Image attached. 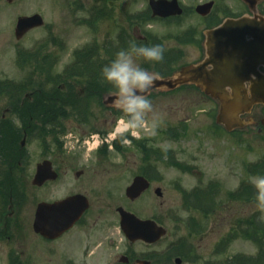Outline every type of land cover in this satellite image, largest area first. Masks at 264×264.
<instances>
[{"label": "flooded vegetation", "instance_id": "obj_1", "mask_svg": "<svg viewBox=\"0 0 264 264\" xmlns=\"http://www.w3.org/2000/svg\"><path fill=\"white\" fill-rule=\"evenodd\" d=\"M0 1V6L8 10L11 7L25 6L23 0ZM35 1L34 6L39 8V12L35 13L41 16L44 26H50L53 42L59 39L64 43L68 33L74 30L73 24L82 25L87 29L86 33L94 24L105 48L102 47L99 51L100 59L103 60L99 62V66H95L98 61L86 55L85 59L72 60V66L61 63L60 67H56L57 54L59 55L57 47L49 53L45 51L46 46H41L35 55L34 77L37 81L31 85L35 87L37 97L24 95L23 98L6 99V107L1 109L0 262L185 264L182 256L170 259L168 253H164L169 245L163 250L159 249L169 238L161 222L169 219L167 210L162 209L158 218L139 214V200L150 194L157 197L160 206L164 207V191L158 186L164 176L159 169L143 159L141 165L133 163L136 166L135 171L113 169L128 166V162L107 163V155L111 152L124 153L125 144L136 147V150L144 154L149 155V152L132 132L131 135L127 132L114 138L109 134L117 117L122 116V113L113 104L103 101L106 94H102L101 89L106 81L102 77L101 69L109 63L108 60L114 58L117 51L127 48L129 42L135 41L138 45L159 44L164 48L162 62L152 64L144 61L141 66L156 72L159 78L168 77L184 66L204 60L205 31L218 27L226 18L251 16L254 11L257 15H264L260 9L264 0H255L251 7L237 0L241 8L235 12L226 11L222 18L218 13L220 0ZM222 1L225 4L227 0ZM187 13L201 21L199 27H188L185 23L182 27L186 29L180 32L181 35L162 34L166 27L161 28L160 24H171ZM46 19L50 21L49 24H45ZM110 28H114L113 34H108ZM151 28L156 31L152 33ZM246 38V41L251 40ZM79 54L76 53L75 56ZM54 68H58L59 72H54ZM246 70H255L257 74L264 75V65H256L255 59L248 64ZM251 76L256 77L254 74ZM96 82L101 84V88L95 89ZM249 85V82H245L246 87ZM178 91H191V104L214 102L213 106L217 105L192 84L172 91L154 89L150 91L148 98L156 106L153 99L155 95L164 98ZM93 96L98 97L92 98ZM4 104L5 102L1 105ZM73 130L79 133L81 139L80 142L77 140V151L68 139ZM90 134H94L93 138L102 139L103 146L100 149L94 150L86 146L89 141L84 138L90 137ZM85 149L86 153L83 151ZM36 174L38 178L32 183ZM114 177L119 183L125 177L130 179L124 194L129 204L136 207L131 209L121 204L111 210L107 207L106 198L103 196L108 192L111 195L113 191L107 190L106 182L107 178ZM135 179H140L136 195L129 197L126 194L127 188ZM157 188L160 190L156 191ZM75 197L77 199L71 201ZM243 202L248 204L247 207L236 208L240 201H234L232 204L236 207H228L229 216L248 218L251 215L248 214L250 202ZM52 205L54 207L50 208ZM85 205L86 208L83 209ZM120 208L140 219L153 221L165 229V235L155 243L130 239L120 225ZM146 209L143 207L144 214ZM37 211L41 229L34 231L33 222Z\"/></svg>", "mask_w": 264, "mask_h": 264}, {"label": "rangeland", "instance_id": "obj_2", "mask_svg": "<svg viewBox=\"0 0 264 264\" xmlns=\"http://www.w3.org/2000/svg\"><path fill=\"white\" fill-rule=\"evenodd\" d=\"M23 2L25 6L11 7L9 10L0 6V101H2L0 102V114L1 109L6 107V99L23 98L24 95L31 98L37 97L35 87L31 86L37 81L34 77L36 71L33 68L31 74L28 72L31 67L20 66L21 52L34 51L40 44H44L46 46L45 51L49 53L57 47L59 55L57 54L56 67H60L61 63L72 66L74 63L72 60L85 59L86 55L92 57L94 61H98L95 66H99V62L103 61L100 59L99 51L104 47V42L101 41L99 30L94 24L89 27L88 34L85 32L87 29H84L82 25L72 23L74 30L68 33L64 43L59 39L44 43L43 41L47 40L45 39V27L33 29L23 39L16 41L14 27L17 17L39 12V8L34 6L35 0H23ZM1 4L2 1H0ZM240 8L241 5L237 0H227L225 4L220 0L218 13L222 18L224 17L223 14L227 13L226 11L235 12ZM260 9L264 14V2ZM47 18L49 19V16ZM196 18L187 13L171 24L167 22L160 24L161 28L166 27L162 34L181 35L180 32L186 29L182 27L185 23V26L188 27H199L201 21ZM48 19H46L45 24L50 23ZM155 31V28H151L152 33ZM111 33H114V28L108 30V34ZM83 45L86 47L79 49ZM87 45H91V47L89 48ZM76 53L80 54L76 57ZM58 70V68H54V72H59ZM53 76L57 77L56 75ZM94 85L96 88L91 86L95 89L101 88L99 82ZM101 91L102 94H107L103 96L105 102H107L108 95L116 92L108 82L103 84ZM192 94L191 91H178L175 94L166 95L167 97L164 98L155 95L156 97L153 99L156 106L154 107L165 114L163 122L156 129L154 136L142 134L137 139L142 142L141 144H144L142 146L146 147L149 155L136 150V147L125 144L124 153L111 152L107 155V163L125 164L128 162V166L113 169L115 171L119 169L130 171L133 169L135 171L136 166L133 163L141 165V162L148 161L154 164L164 176V180L158 184L164 191V207L160 206V200L157 197L150 194L147 195L149 198L144 197L139 200L138 208H142L141 213H139L140 216L153 215L156 218L159 217L158 213L162 209L167 210L169 219L161 222L168 232L169 239L168 242L165 241L164 244H161L159 249L163 250L166 245H169L164 253H168L170 259L182 256L185 264H242L239 257L244 256L245 260L250 257L258 261L253 264H264V260L257 258L261 253H264V241L247 239L242 235L227 232L229 230L236 232L238 229L234 224L237 217L228 216V207H232V203L237 200L240 203L237 207L233 205L236 208L247 207L248 205L242 201L245 200L243 195H247L244 192L247 185H242L244 181L240 182V180L250 179V184L252 183L250 190L260 191L257 188V178L264 177V129L259 131L260 128L254 126L227 134L214 123V109L216 107L213 105L215 103L205 102L201 105L198 102L191 104L189 98ZM94 96L92 98L98 97ZM4 102L5 104L2 106L1 104ZM251 116H255V120L261 119L264 116V106L255 107ZM120 118L121 116L117 117L112 130H110L109 134L112 135V138L118 136V133L115 132L116 127L118 130L122 129L119 123ZM73 131L68 139L70 145L74 146L73 149L77 151L81 139L79 133ZM129 134L131 135V132ZM89 136L84 138V140L89 141L86 145L89 148L96 145V143H92L93 140L101 141L100 137L93 138L94 134ZM143 140L146 141L143 143ZM83 151L84 153L87 152L86 149ZM148 157L149 159H147ZM142 159L143 161H141ZM257 161L259 163L255 164ZM252 165L262 167L255 169L251 174L249 169L255 168ZM198 171L203 173L200 174ZM116 179L115 177L113 179L107 178L106 188L110 192L113 191L111 195H108V192L103 196L104 199L106 198L107 207L110 210L119 204L126 205L127 208L131 209L136 207L129 204L124 194L130 179L125 177L121 183ZM197 191L202 196L213 195L210 203L213 204L212 208L215 209V213L210 219L200 217L197 212ZM203 201L207 202L206 200ZM253 202L255 203L250 205L248 214L255 211L256 215L259 214L264 219V207L260 206L257 196H254ZM143 207L147 208L145 214ZM238 220L240 228L243 225V218L240 217ZM226 234L231 235V237H225ZM0 264L6 263L0 262Z\"/></svg>", "mask_w": 264, "mask_h": 264}, {"label": "water", "instance_id": "obj_3", "mask_svg": "<svg viewBox=\"0 0 264 264\" xmlns=\"http://www.w3.org/2000/svg\"><path fill=\"white\" fill-rule=\"evenodd\" d=\"M243 1L250 7L255 3V0ZM41 24L39 15L18 18L16 39ZM204 34L205 59L201 63L183 67L171 77L157 79L152 89L172 90L182 84H194L217 100V124L228 132L244 128L252 121L241 116L249 114L255 105H264V75L257 74L255 70H246L253 59L256 65H264V16L254 14V17L245 15L237 19H225L218 27ZM247 36L251 41L245 40ZM252 74L256 77L252 78ZM245 82L250 83L249 87H245ZM107 98V103L113 104L115 95H108ZM261 124L264 126V117ZM135 185L128 189V193L134 190ZM120 212L122 229L129 237L153 241L154 236L163 233L149 221H140L121 209ZM37 220L34 223L35 230L40 227Z\"/></svg>", "mask_w": 264, "mask_h": 264}, {"label": "clouds", "instance_id": "obj_4", "mask_svg": "<svg viewBox=\"0 0 264 264\" xmlns=\"http://www.w3.org/2000/svg\"><path fill=\"white\" fill-rule=\"evenodd\" d=\"M164 51L159 44L147 46L131 41L101 69L103 79L116 90L113 106L122 113L120 126L124 132H132L137 138L142 134L154 136L165 116L148 98L159 76L141 66L144 61L162 62ZM257 188L260 190V206L264 207V177L257 178Z\"/></svg>", "mask_w": 264, "mask_h": 264}, {"label": "trees", "instance_id": "obj_5", "mask_svg": "<svg viewBox=\"0 0 264 264\" xmlns=\"http://www.w3.org/2000/svg\"><path fill=\"white\" fill-rule=\"evenodd\" d=\"M35 57V53H34V55L32 54H29V55H27V57H25L22 61H21V63L22 64H25V63H28V60H31V59H33ZM27 66H29V64H27ZM32 66L33 67H36V65L34 64H32ZM260 231H264V223L263 224H260V223H258V222H256V220H255V222L254 223H252L251 224V226H250V228H248V230H245V232H243L242 231V235L243 236H245V237H249L250 239H256V240H258V238L260 237V238H262L263 236H264V232L262 233V234H259L260 233ZM225 237H231V235H227L226 234V236ZM264 253H261L260 255H259V257H257V258H259V259H261V260H264ZM263 258V259H262ZM255 259V258H254ZM254 259H251L247 264H253V263H256V262H258V261H256V260H254ZM260 261V260H259Z\"/></svg>", "mask_w": 264, "mask_h": 264}, {"label": "bare ground", "instance_id": "obj_6", "mask_svg": "<svg viewBox=\"0 0 264 264\" xmlns=\"http://www.w3.org/2000/svg\"><path fill=\"white\" fill-rule=\"evenodd\" d=\"M120 129V128H119ZM121 131H123V129H120Z\"/></svg>", "mask_w": 264, "mask_h": 264}]
</instances>
